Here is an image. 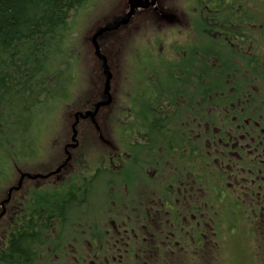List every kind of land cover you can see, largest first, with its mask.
Masks as SVG:
<instances>
[{
	"label": "flooded vegetation",
	"instance_id": "obj_1",
	"mask_svg": "<svg viewBox=\"0 0 264 264\" xmlns=\"http://www.w3.org/2000/svg\"><path fill=\"white\" fill-rule=\"evenodd\" d=\"M208 8L187 12L154 0L137 9L118 29H129L144 12L152 21L180 24L181 43L168 60L144 48L124 62L113 44L112 57L99 48L111 72L108 96L92 48L98 74L88 82L83 107L71 112L60 155L37 178L17 172L20 185L0 200V221L13 200L21 206L10 217L15 225L7 233L0 229V254L13 228L30 221L43 234L31 264H66L68 257L75 264H167L173 257L178 264L220 257L214 247L225 238L264 242V60L237 39L230 44L214 27L196 24ZM229 51L235 68L217 74ZM249 55L250 68L242 61ZM125 68L135 74H124ZM86 112L94 114L77 115ZM40 189H47L51 208L59 194L74 198L63 214L53 208L49 217L46 210L30 213L28 203L37 205Z\"/></svg>",
	"mask_w": 264,
	"mask_h": 264
},
{
	"label": "trees",
	"instance_id": "obj_2",
	"mask_svg": "<svg viewBox=\"0 0 264 264\" xmlns=\"http://www.w3.org/2000/svg\"><path fill=\"white\" fill-rule=\"evenodd\" d=\"M89 2L0 0V182L8 178L12 166L36 159L41 126L48 125L51 113H57L74 95L79 67L71 20L85 11ZM193 2L198 11H207V6L210 10L209 14L203 12L196 24L206 29L214 27L231 39L230 44L237 39L255 59L264 60L259 53L264 46V0ZM233 55L229 51L218 60L217 74L231 73L235 68L229 61ZM250 57L247 61L242 59L248 67ZM47 193L35 192L37 205L31 199L25 208L30 213L34 208L46 210V214L50 211L49 217L52 208L56 213H65L74 198L71 193L59 194L51 208ZM31 223L13 228L6 249L0 254V264H31L36 255L32 247L43 242L42 228L40 232L34 230Z\"/></svg>",
	"mask_w": 264,
	"mask_h": 264
},
{
	"label": "rangeland",
	"instance_id": "obj_3",
	"mask_svg": "<svg viewBox=\"0 0 264 264\" xmlns=\"http://www.w3.org/2000/svg\"><path fill=\"white\" fill-rule=\"evenodd\" d=\"M126 1L127 0H90L87 9L72 18L71 21L74 30L71 37L74 38L77 44L75 48L77 49V65L79 67L77 88L73 93L74 95L70 98V102L65 105L62 104L63 107L60 106L57 113H51L48 125L44 124V126H41L39 154L36 159L30 163H17L18 165L12 166L9 171V179L7 178L8 180L6 179L0 182V200L5 197V193L9 187L18 184L17 172L33 174L41 172L43 169L51 167V158L60 155L62 145L69 139V121L72 119L71 112L73 113V110L83 107L80 105L81 102L84 101L87 92H91V90L88 89V82L91 76L95 79V76L98 74L97 63L92 59L93 54L90 38L98 28L106 23V21L114 18L118 13L126 11ZM163 1L172 9H180V5L181 7L183 5L187 12L189 8L192 10L195 5L193 0ZM129 26H131L129 29L122 27L117 31H112L109 32V34H105L103 37H99L98 46L101 52L112 57V49L109 45L113 44L112 48L114 52L124 62L129 58H134L135 53L137 51L142 52L144 48L147 52L157 51L152 57H159L161 59L166 58L163 60L172 59V57L177 54L178 48H176V45L180 44L181 40L176 30L177 26L179 27L180 24L175 27L170 23L164 24L161 21H152L144 12H139L133 17ZM260 50V53L264 55V46H261ZM172 69L173 72H175V67ZM123 73L135 74L134 71H131V68H127ZM112 136L111 132H109V137ZM89 157L90 156L87 158L90 161L94 159ZM97 157H95V160H97ZM89 164L91 163L89 162ZM44 184L45 183L40 185ZM40 190L46 191L47 189ZM16 200H13L9 206V211L11 212L9 217L0 221V229L2 227L4 232L6 230V233L11 227L10 224L15 225L16 223L14 220L11 222V214L13 212L15 214L19 213L21 210V206ZM226 220H228V222L233 221L231 218H226ZM214 249L222 250L220 251V255H217L220 257L212 258L211 260L207 258H191L179 260L178 264H264V242L250 240L241 235L219 241ZM165 261L167 264H174L177 262L173 257L165 258ZM62 262L63 261L58 264ZM66 264H75V262L72 257H68L66 259Z\"/></svg>",
	"mask_w": 264,
	"mask_h": 264
},
{
	"label": "water",
	"instance_id": "obj_4",
	"mask_svg": "<svg viewBox=\"0 0 264 264\" xmlns=\"http://www.w3.org/2000/svg\"><path fill=\"white\" fill-rule=\"evenodd\" d=\"M127 4H128V10L123 15L116 16L111 22H108L105 25H103L102 27L98 28L96 30V32L90 38V42H91V45L93 48V53L96 56V58L100 61L102 73L105 75L103 92L107 96H108V91H109V79L111 77V72H110V70L106 64L105 56L103 54H101V52L99 51L98 38L107 32L116 30L119 27L126 25L137 9H146L149 6H153L154 0H127ZM107 103H108V101H107ZM93 114H94V112H86L84 115H82V114H77V115H79V117H81V118H84L87 116L92 117ZM75 117H76V115H75ZM74 126H75V124L72 125L73 137L75 136ZM26 175L30 178H37L40 176V175L31 176L29 174H26ZM22 178H23V176L21 173L20 179H22ZM19 185H20V183L17 184V186H19ZM17 186L14 188L16 189Z\"/></svg>",
	"mask_w": 264,
	"mask_h": 264
}]
</instances>
